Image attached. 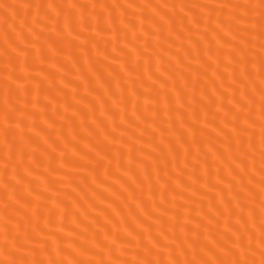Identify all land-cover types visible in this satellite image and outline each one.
<instances>
[{
  "label": "bare ground",
  "instance_id": "bare-ground-1",
  "mask_svg": "<svg viewBox=\"0 0 264 264\" xmlns=\"http://www.w3.org/2000/svg\"><path fill=\"white\" fill-rule=\"evenodd\" d=\"M0 264H264V0H0Z\"/></svg>",
  "mask_w": 264,
  "mask_h": 264
}]
</instances>
